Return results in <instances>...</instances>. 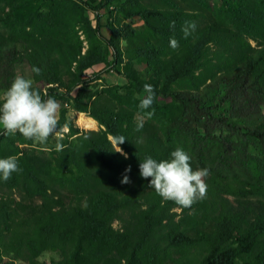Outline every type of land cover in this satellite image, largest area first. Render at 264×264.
Here are the masks:
<instances>
[{
  "label": "trees",
  "instance_id": "obj_1",
  "mask_svg": "<svg viewBox=\"0 0 264 264\" xmlns=\"http://www.w3.org/2000/svg\"><path fill=\"white\" fill-rule=\"evenodd\" d=\"M44 2L0 0V96L27 68L46 86L44 98L87 113L100 128L68 127L76 139H59L60 152L2 130L0 159L17 157L22 171L0 179V264H45L39 256L48 251L59 256L49 264H264V0H126L120 15L142 25L110 26L105 49L77 12L66 19L90 32L86 45L32 17L36 32L17 33V17H38ZM186 21L196 25L187 38ZM108 50L114 60L125 52L129 84L96 89L88 82L98 73L85 72L108 65ZM145 84L154 87L155 114L137 131L136 93ZM111 136L126 138L118 145L126 159ZM177 148L193 170L209 169L206 197L191 208L165 201L139 175L146 157L170 159ZM125 174L130 183L122 184Z\"/></svg>",
  "mask_w": 264,
  "mask_h": 264
},
{
  "label": "clouds",
  "instance_id": "obj_2",
  "mask_svg": "<svg viewBox=\"0 0 264 264\" xmlns=\"http://www.w3.org/2000/svg\"><path fill=\"white\" fill-rule=\"evenodd\" d=\"M175 26V21L169 25L172 29ZM195 28L194 22L186 21L181 30L187 38L190 31H194ZM169 47L175 50L179 47V42L172 38L169 40ZM32 72L40 75L41 69L33 67ZM33 83L32 79L24 76L18 75L14 78L10 87L0 96V125L7 135L19 133L27 140L44 145L50 137L60 135L58 115L61 105L53 97L44 98L38 90L34 89ZM143 92L145 95L138 105L137 131L143 128L146 119H151L155 114L152 108L156 99L154 87L151 84H145ZM149 109L152 110L149 111ZM110 139L116 148L115 152L126 159L127 155L118 147L126 141V138L111 136ZM55 150L57 152L64 150V145L59 140L55 144ZM21 171L17 157L9 156L0 159V179L3 181H8L12 173ZM127 172H130V167L125 169V173ZM139 175L143 179L150 178L148 188L153 189L165 201H172L182 209L191 208L198 200L206 197L205 179L209 175V169L193 170L191 157L181 148L172 151L170 159L158 161L152 157H146L139 164ZM121 183H130L126 174Z\"/></svg>",
  "mask_w": 264,
  "mask_h": 264
},
{
  "label": "rangeland",
  "instance_id": "obj_3",
  "mask_svg": "<svg viewBox=\"0 0 264 264\" xmlns=\"http://www.w3.org/2000/svg\"><path fill=\"white\" fill-rule=\"evenodd\" d=\"M126 0H95V2H75L74 0H45L43 10H38L37 15L35 14H22L18 16L15 22L16 32L22 35H25V32H36V30L32 29L29 25H34V20L29 23L28 18L32 17L36 19L37 22L41 24L42 29L46 31H54L59 36H64L66 38H77L83 42V45H86V41H93L92 38L88 33L87 29H81L77 26L72 20H69V17L66 19V15H69L70 12H77L81 15V17H87L88 22L92 28H96L98 30V35L100 38L97 37L98 41L101 42L102 48L105 47V42L103 39H108L110 36L109 28L112 25L118 23V21H123L126 24L131 25V27L137 29L142 25V21L139 17L133 16L128 19H124L123 16L120 15L119 9L121 5L124 4ZM212 4H214L217 0H210ZM35 4H32L30 7L35 8ZM33 8V9H34ZM29 11V10H28ZM50 12V16L48 20H45L46 15ZM75 21V18H74ZM43 32V30H40ZM121 47H125L123 41H120ZM108 54V61L107 64H96L92 66L85 72L84 77H91L93 73H98L97 79H92L88 82L89 86H93L96 89H101L102 87L106 86H125L129 84L128 80L123 76V65L126 59L128 58L123 51V55L121 58H117L114 60L112 57V53L110 50L107 52ZM136 69H139L141 72H144V64L141 62L134 63ZM106 68L107 71H104ZM112 68V69H111ZM119 69L121 72H118ZM103 71V72H102ZM24 76L25 78H29V71L27 68H18L17 69V76ZM34 89L45 92L46 86L39 81L33 80ZM136 96L141 98L144 96V92L136 93ZM57 100V99H56ZM57 102L61 105L59 109L58 120H61V129L59 136H52L50 137L46 144L41 145L32 140L29 147H33L36 149H49L54 146L59 139H63V141H67V143H74L76 135L68 136V127H72L74 130L78 131H98L100 126L97 122L89 116L87 113L80 112L74 110L70 105L57 100ZM63 111V112H62ZM262 112L264 114V106L262 107ZM62 115L64 118H62ZM82 116L83 118H90L95 122V125L91 128L84 127L80 124L79 118ZM61 118V119H60ZM4 128L0 125V134H2V130ZM4 134V133H3ZM61 142V140H59ZM58 254L55 252H44L39 256V261L44 262L45 264H49L50 261L58 259ZM15 264H24L23 262H15Z\"/></svg>",
  "mask_w": 264,
  "mask_h": 264
},
{
  "label": "bare ground",
  "instance_id": "obj_4",
  "mask_svg": "<svg viewBox=\"0 0 264 264\" xmlns=\"http://www.w3.org/2000/svg\"><path fill=\"white\" fill-rule=\"evenodd\" d=\"M79 122L81 125H83L84 127H88V128H91L95 125V122L92 119L83 118L82 116H80Z\"/></svg>",
  "mask_w": 264,
  "mask_h": 264
}]
</instances>
